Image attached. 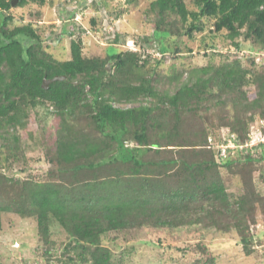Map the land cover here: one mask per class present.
<instances>
[{
    "label": "trees",
    "instance_id": "trees-1",
    "mask_svg": "<svg viewBox=\"0 0 264 264\" xmlns=\"http://www.w3.org/2000/svg\"><path fill=\"white\" fill-rule=\"evenodd\" d=\"M51 5L21 0L14 14L12 0H0V229L5 213L35 218L42 239L49 241L57 224L70 237L58 264H121L112 255L110 246H117L110 232L153 218L170 227L199 204L213 203L218 209L212 222L218 225V215L236 222L245 251L263 240L264 234L258 238L241 229L247 228V207L255 208L263 197L245 183L244 195L232 202L219 179V170L250 168L254 155L221 163L218 153L207 149L219 132L201 126L189 137L186 130L209 125L208 114L224 113V101L231 100L235 116L224 117L221 125L246 139L255 118L264 119V63L257 69L253 58L246 67L234 59L193 68L174 94L161 93L147 62L129 50L110 47L116 50L106 58L85 57L81 40L74 39L71 59H57L36 23ZM149 12L156 15L153 39L163 54L180 38L194 40L207 32L239 51L264 55V0H193L192 8L185 0H155ZM61 33L73 37L66 27ZM214 40L205 50L216 47ZM55 77L65 79L43 89V80ZM249 86L255 87V98ZM147 98L154 102L140 105ZM39 107L54 121L51 129L46 123L36 126L45 136L49 176L13 179L10 173L23 154L20 133L34 131ZM261 152L264 159V148ZM199 248L209 255L206 245Z\"/></svg>",
    "mask_w": 264,
    "mask_h": 264
},
{
    "label": "rangeland",
    "instance_id": "rangeland-1",
    "mask_svg": "<svg viewBox=\"0 0 264 264\" xmlns=\"http://www.w3.org/2000/svg\"><path fill=\"white\" fill-rule=\"evenodd\" d=\"M49 1L52 5L47 8L45 15H41L42 22L36 20V23L44 27V45L57 59H71V42L74 39L81 40L85 57L101 58H106L107 52L116 49L126 51L129 49L128 43L134 41L141 51L138 53L142 61L147 62L148 75L156 77L155 85L161 93L174 94L179 88L178 82L186 83L190 77L188 71L193 68L219 65L234 59L242 61L246 67L253 58L257 69L264 63V55L255 49L250 50V54L245 49L239 51L228 39L220 37L214 40L206 37L209 35L207 32L197 34L194 40L180 38L170 46V52L161 53L159 42L153 39L156 15L149 12L155 0ZM185 2L192 8L193 0ZM16 6L11 9L14 14L19 13ZM64 27L73 33V37L61 33ZM212 40L216 47L205 50V46L211 44ZM237 41L242 42V39ZM110 47L116 49L108 50ZM177 50L180 52L175 53ZM107 69L111 71L110 64ZM177 74L182 77L171 82L170 77ZM246 90L251 98H255V87L249 86ZM152 99L147 98L140 105L154 102ZM224 102V113H209V125L206 123L205 126L201 124L187 129L188 136L193 137L201 126L206 130H214L215 135L224 128L221 125L224 117L233 119L235 116L231 100ZM120 105L126 107L127 104ZM130 106L133 104L127 105ZM37 112L40 117H37L39 122L33 126L34 131L29 132V135L26 132L20 133L23 137V154L10 173L13 179L46 180L49 176L51 165L45 156V136L36 126L41 123V126H46V123L51 129L54 121L44 115L47 114L46 108L39 107ZM262 120L257 116L254 123L259 124ZM198 151L203 150L198 148ZM261 153L260 150L253 152L255 163L249 165L248 169L218 171L219 179L232 202L244 195L245 183H251L263 197L262 204L258 203L255 208L247 207V228L241 227L248 235L258 238L264 234V159ZM211 204L207 207L199 204L190 214L179 216L170 227L160 223L158 225V218H153L142 225L110 232L109 238L117 246H110L113 257L121 264H198V261H203V264H264V239H257L250 251H245L236 222L220 215L217 216V226L212 222L216 216L213 210L218 209V205L214 207ZM68 244L70 237L60 225H52L50 239L45 241L39 233L35 218H24L13 213H5L2 217L0 264H58L59 260H64V249ZM200 244L208 247V256L201 252ZM78 264L84 263L78 261Z\"/></svg>",
    "mask_w": 264,
    "mask_h": 264
},
{
    "label": "built area",
    "instance_id": "built-area-1",
    "mask_svg": "<svg viewBox=\"0 0 264 264\" xmlns=\"http://www.w3.org/2000/svg\"><path fill=\"white\" fill-rule=\"evenodd\" d=\"M128 47L133 52H141L134 41L128 43ZM246 52L250 54V51L246 50ZM262 148H264V120L260 121L259 124L258 122L253 124L244 140L239 139L237 135L229 130L221 128L216 138L211 137L207 145V149H213L218 153L221 163L230 157L235 158L248 152L253 154L256 150L261 151Z\"/></svg>",
    "mask_w": 264,
    "mask_h": 264
},
{
    "label": "water",
    "instance_id": "water-1",
    "mask_svg": "<svg viewBox=\"0 0 264 264\" xmlns=\"http://www.w3.org/2000/svg\"><path fill=\"white\" fill-rule=\"evenodd\" d=\"M20 1H21V0H12V6H13V7L16 6ZM64 79H65V77H55V78H53V79H47V78H45V79L43 80L42 87H43V89L46 90V89L49 88V86H50L51 83H53V82H55V81L64 80Z\"/></svg>",
    "mask_w": 264,
    "mask_h": 264
},
{
    "label": "clouds",
    "instance_id": "clouds-1",
    "mask_svg": "<svg viewBox=\"0 0 264 264\" xmlns=\"http://www.w3.org/2000/svg\"><path fill=\"white\" fill-rule=\"evenodd\" d=\"M127 47V46H126ZM127 50H129L128 48H127ZM245 50H248V51H250L249 49H245ZM130 52H133V51H131V50H129ZM134 53H137V54H139L138 52H134ZM140 55V54H139ZM264 120V119H263ZM256 123V122H255ZM254 122L250 125V127L253 125V124H255Z\"/></svg>",
    "mask_w": 264,
    "mask_h": 264
}]
</instances>
